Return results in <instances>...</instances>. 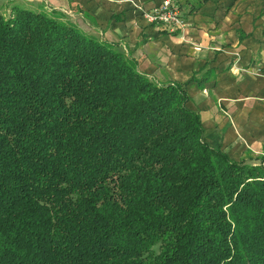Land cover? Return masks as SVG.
<instances>
[{
  "label": "trees",
  "instance_id": "1",
  "mask_svg": "<svg viewBox=\"0 0 264 264\" xmlns=\"http://www.w3.org/2000/svg\"><path fill=\"white\" fill-rule=\"evenodd\" d=\"M189 83L0 8V264H264V157L207 143Z\"/></svg>",
  "mask_w": 264,
  "mask_h": 264
},
{
  "label": "crops",
  "instance_id": "2",
  "mask_svg": "<svg viewBox=\"0 0 264 264\" xmlns=\"http://www.w3.org/2000/svg\"><path fill=\"white\" fill-rule=\"evenodd\" d=\"M163 0H0L60 12L85 33L117 44L159 84L188 83L204 139L233 160L264 157V0H177L173 34L143 13Z\"/></svg>",
  "mask_w": 264,
  "mask_h": 264
},
{
  "label": "built area",
  "instance_id": "3",
  "mask_svg": "<svg viewBox=\"0 0 264 264\" xmlns=\"http://www.w3.org/2000/svg\"><path fill=\"white\" fill-rule=\"evenodd\" d=\"M147 22L168 33L180 32L185 28V20L177 0H163L153 9L143 13Z\"/></svg>",
  "mask_w": 264,
  "mask_h": 264
},
{
  "label": "rangeland",
  "instance_id": "4",
  "mask_svg": "<svg viewBox=\"0 0 264 264\" xmlns=\"http://www.w3.org/2000/svg\"><path fill=\"white\" fill-rule=\"evenodd\" d=\"M261 157V156H260Z\"/></svg>",
  "mask_w": 264,
  "mask_h": 264
}]
</instances>
